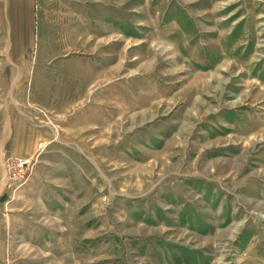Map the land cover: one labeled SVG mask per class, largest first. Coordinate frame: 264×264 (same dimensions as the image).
<instances>
[{"label": "rangeland", "instance_id": "1", "mask_svg": "<svg viewBox=\"0 0 264 264\" xmlns=\"http://www.w3.org/2000/svg\"><path fill=\"white\" fill-rule=\"evenodd\" d=\"M34 12L27 71L0 55V79L35 81L20 109L48 143L4 158L0 264H258L264 129L241 127L264 118V0Z\"/></svg>", "mask_w": 264, "mask_h": 264}, {"label": "crops", "instance_id": "2", "mask_svg": "<svg viewBox=\"0 0 264 264\" xmlns=\"http://www.w3.org/2000/svg\"><path fill=\"white\" fill-rule=\"evenodd\" d=\"M0 7L4 8V16L0 18V30L4 31L3 35L0 34V55L6 56L3 60L8 67L13 65L14 70L17 68L19 72L27 71L26 56L30 51L31 39L34 38L35 0H0ZM31 67L35 70L37 65L33 64ZM34 84L33 80L18 77L0 79L1 88H14L0 90V94H3L0 95V172L6 155L28 157L42 150L48 143L45 128L35 125L20 109L28 96L32 98V102L28 103L30 106L37 107L42 104L40 100L33 101L36 95H27V88ZM261 114L262 112L258 111L255 125H251V120L243 121L241 129L244 135L251 138L253 132L256 134V130L264 129V118ZM249 193L255 196V193ZM259 196L264 199V189L260 190ZM254 238L248 239L247 246L253 245ZM256 259L258 264H264V256L259 255Z\"/></svg>", "mask_w": 264, "mask_h": 264}, {"label": "built area", "instance_id": "3", "mask_svg": "<svg viewBox=\"0 0 264 264\" xmlns=\"http://www.w3.org/2000/svg\"><path fill=\"white\" fill-rule=\"evenodd\" d=\"M17 161L19 167H25L23 174L14 182L16 189H19L27 184L33 172L34 166L32 165L31 159H18Z\"/></svg>", "mask_w": 264, "mask_h": 264}]
</instances>
